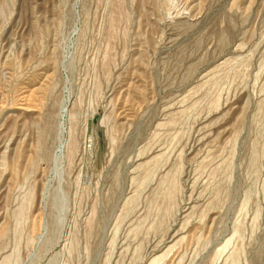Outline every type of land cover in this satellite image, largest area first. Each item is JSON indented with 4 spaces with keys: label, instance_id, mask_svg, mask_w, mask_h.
<instances>
[{
    "label": "rangeland",
    "instance_id": "obj_1",
    "mask_svg": "<svg viewBox=\"0 0 264 264\" xmlns=\"http://www.w3.org/2000/svg\"><path fill=\"white\" fill-rule=\"evenodd\" d=\"M0 264H264V0H0Z\"/></svg>",
    "mask_w": 264,
    "mask_h": 264
},
{
    "label": "bare ground",
    "instance_id": "obj_2",
    "mask_svg": "<svg viewBox=\"0 0 264 264\" xmlns=\"http://www.w3.org/2000/svg\"><path fill=\"white\" fill-rule=\"evenodd\" d=\"M176 239V236H174V235H172L169 239H168V243H169V245H167L168 247L169 246H171V244L173 243V241ZM176 242V241H175ZM168 243H166V244H168ZM171 243V244H170ZM155 253V252H154Z\"/></svg>",
    "mask_w": 264,
    "mask_h": 264
}]
</instances>
